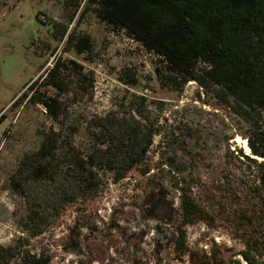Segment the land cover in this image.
Returning <instances> with one entry per match:
<instances>
[{"label":"rangeland","instance_id":"rangeland-1","mask_svg":"<svg viewBox=\"0 0 264 264\" xmlns=\"http://www.w3.org/2000/svg\"><path fill=\"white\" fill-rule=\"evenodd\" d=\"M66 25L74 35L90 37L92 51L78 54L52 37L55 29ZM56 60L75 61L94 80L93 87L83 88L76 74L69 77L60 123L28 98L13 105ZM159 65L156 55L99 19L94 4L77 10L66 0H0L1 246L26 239V248L49 256V264H191L188 252L174 249L181 194L173 171L162 163L176 154L179 167L192 171L193 191L203 205L220 184L226 148L248 149L240 137L229 139L233 128L224 111L194 82L182 92L161 85L155 72ZM101 126L112 132L151 128L159 135L153 138L145 164L120 181L100 165L93 169L92 189L65 180L62 171L53 179L35 178L39 165L63 169L62 161L38 155L51 129L69 137L79 150L101 149L102 155ZM145 166L154 174L151 179L141 175ZM33 208L44 223L41 235L29 238L25 223ZM210 238L228 239L220 227H187L190 251L205 248Z\"/></svg>","mask_w":264,"mask_h":264},{"label":"trees","instance_id":"trees-1","mask_svg":"<svg viewBox=\"0 0 264 264\" xmlns=\"http://www.w3.org/2000/svg\"><path fill=\"white\" fill-rule=\"evenodd\" d=\"M66 2L74 3L77 10H82L85 3L94 4L99 19L158 57L160 65L155 72L161 85L182 92L194 82L224 111L233 128L229 139L240 137L246 142L248 151L226 148L220 184L203 205L193 191L192 171L179 167L176 154L162 163L173 171V183L181 194L175 252H188L191 264H264V0ZM74 33L66 25L55 29L52 37L69 44L70 50L78 54L92 51L90 37ZM83 71V66L73 60H56L41 81H34L13 105L28 98L30 103L41 105L48 118L60 123L69 77L76 74L77 83L93 87L94 80ZM102 128V155L101 149L79 150L69 137L51 129L43 136L38 155L55 163L62 161L63 169L51 163L39 165L34 169L35 178L53 179L62 171L65 180L92 189L96 185L93 169L100 165L120 181L145 164L153 138L159 135L151 128L145 131L131 126L123 132ZM150 171L145 166L141 175L151 179L154 174ZM27 218L25 231H30L29 238L41 235L44 220L40 212L30 209ZM199 223L208 230L220 227L228 239L210 238L205 248L190 251L187 227ZM27 245L26 239L13 246L0 245V264L50 263L49 256L32 253Z\"/></svg>","mask_w":264,"mask_h":264},{"label":"bare ground","instance_id":"bare-ground-1","mask_svg":"<svg viewBox=\"0 0 264 264\" xmlns=\"http://www.w3.org/2000/svg\"><path fill=\"white\" fill-rule=\"evenodd\" d=\"M240 140V139H239ZM243 142H244V140H243ZM247 147V146H246ZM247 149H248V147H247Z\"/></svg>","mask_w":264,"mask_h":264}]
</instances>
